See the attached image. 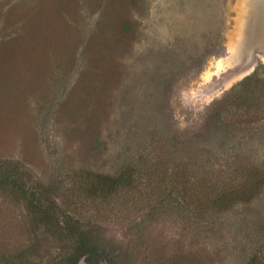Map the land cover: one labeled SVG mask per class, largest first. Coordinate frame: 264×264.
Masks as SVG:
<instances>
[{"label":"rangeland","instance_id":"rangeland-1","mask_svg":"<svg viewBox=\"0 0 264 264\" xmlns=\"http://www.w3.org/2000/svg\"><path fill=\"white\" fill-rule=\"evenodd\" d=\"M243 19L244 0H0V160L115 264H264V85L230 97L264 59L216 74ZM70 243L0 193V264Z\"/></svg>","mask_w":264,"mask_h":264},{"label":"trees","instance_id":"trees-1","mask_svg":"<svg viewBox=\"0 0 264 264\" xmlns=\"http://www.w3.org/2000/svg\"><path fill=\"white\" fill-rule=\"evenodd\" d=\"M126 29L129 28L127 27ZM262 85H264L263 82L254 73L252 76L247 77L232 92L233 95L230 97L237 101L238 98L244 96L247 102L250 101L253 104L252 94L260 89ZM214 119H216V115L212 114L209 125ZM10 164L0 160V193L14 196L16 194L24 201L33 227L44 228L53 237L59 239L66 238L71 241L69 250L60 259L61 264H79V261L83 257L86 258V262L89 264H100L102 261H106L107 264H115L114 258L110 257L105 249V245H103L99 238L97 239L91 229H86L76 219L65 214L64 217H60V214L56 210L57 204L54 201L45 205V201L49 198L40 186H28L22 177L23 172ZM102 180V187L101 185L100 187H94L97 188L94 191H99L106 196L112 194L120 186L130 184L124 174L118 177H102ZM252 197L250 191L247 190L237 195L235 199L245 200L247 198L250 200ZM30 254L29 251L26 253L25 251L22 252L14 264H17V262L23 263L24 255L29 258Z\"/></svg>","mask_w":264,"mask_h":264},{"label":"bare ground","instance_id":"bare-ground-1","mask_svg":"<svg viewBox=\"0 0 264 264\" xmlns=\"http://www.w3.org/2000/svg\"><path fill=\"white\" fill-rule=\"evenodd\" d=\"M259 1L260 0H244V19L242 22V27H243L242 30L244 32L243 41H240L237 44H232L230 47L231 55L225 59H220L217 61L216 74L224 71L228 67L233 66L241 57L243 50L242 47L245 42L246 26L258 24L259 22H261V20L263 22L264 1L263 0H261V2Z\"/></svg>","mask_w":264,"mask_h":264},{"label":"water","instance_id":"water-1","mask_svg":"<svg viewBox=\"0 0 264 264\" xmlns=\"http://www.w3.org/2000/svg\"><path fill=\"white\" fill-rule=\"evenodd\" d=\"M245 30V42L242 47V54L232 69L240 65H251L257 55H261L264 58V20L255 25H247ZM80 264L89 263L85 261V258H82Z\"/></svg>","mask_w":264,"mask_h":264},{"label":"flooded vegetation","instance_id":"flooded-vegetation-1","mask_svg":"<svg viewBox=\"0 0 264 264\" xmlns=\"http://www.w3.org/2000/svg\"><path fill=\"white\" fill-rule=\"evenodd\" d=\"M83 258H85V257H83ZM85 261H86V258H85Z\"/></svg>","mask_w":264,"mask_h":264}]
</instances>
